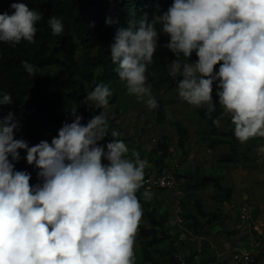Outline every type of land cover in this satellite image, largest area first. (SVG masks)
I'll return each mask as SVG.
<instances>
[{
    "label": "clouds",
    "instance_id": "1",
    "mask_svg": "<svg viewBox=\"0 0 264 264\" xmlns=\"http://www.w3.org/2000/svg\"><path fill=\"white\" fill-rule=\"evenodd\" d=\"M11 8L12 14H0V42L12 47L22 40L33 43L43 14L25 3ZM129 13L128 27L118 28L110 45L114 70L129 95L149 109L158 107L147 73L163 34L169 37L165 47L176 57L167 67L173 79L180 78L179 98L197 108L206 106L216 126L230 118L242 144L264 137V0H174L151 20L147 14L138 19L132 9ZM47 23L53 36L63 34L61 19L52 16ZM22 67L33 76L39 71L27 61ZM216 81L222 112L213 119ZM112 95L107 84H96L82 103L101 113L83 124L73 110L72 122L63 123L51 143L30 146L16 138L22 124L13 112L0 118V264H136L135 238L143 215L137 192L150 165L136 150L129 158L119 131H111L106 145L99 143L109 136L104 110ZM12 102L10 93L0 94V105ZM21 150L37 170L35 185L29 172L15 169ZM177 183L176 176L168 190L176 192ZM143 196L151 198L148 191ZM239 220L256 232L251 243L256 239L261 245L263 234L255 227L263 224ZM186 236L182 232L180 239ZM231 250L232 257L236 249ZM250 251L255 256L259 250L253 245Z\"/></svg>",
    "mask_w": 264,
    "mask_h": 264
},
{
    "label": "trees",
    "instance_id": "2",
    "mask_svg": "<svg viewBox=\"0 0 264 264\" xmlns=\"http://www.w3.org/2000/svg\"><path fill=\"white\" fill-rule=\"evenodd\" d=\"M174 0H0V14H12V3H25L29 8L41 12L43 19L36 24L37 33L33 43L22 40L18 45L12 47L8 43L0 42V94L10 93L13 102L10 105H0V118L7 115L9 111L13 112L22 124L19 131L22 138L25 139L30 146L38 144L41 140H50L46 138L45 133L52 127L60 129L63 123L72 122V111L76 110V114L83 117L82 123L87 122L95 115L101 113V109H90L82 101L86 98L88 92L94 89L96 84H107L110 89L113 88V95L121 96L116 89L121 87L122 81L119 79L117 72L114 70L117 66L111 62L110 45L114 42V34L118 28H127V21L130 18L129 10L135 11L137 18L147 14L149 20L155 19L157 15L172 5ZM56 16L62 20L64 24V32L61 36H53L47 20ZM111 18L113 23L106 24V20ZM72 40L78 48L77 57L63 56L61 48L68 41ZM169 37L161 34L158 41V48L154 54V62L148 67V84L157 91L161 89H172L177 87L178 79H173L168 74L167 65L169 61L174 60L175 55L168 50L165 45L168 43ZM197 59L193 53L191 60ZM22 61L38 67L39 71L35 76L29 75L22 67ZM48 66L56 68H64L61 72L56 70H45ZM219 70V65L216 66ZM155 73V75H153ZM216 84L213 86V89ZM115 101V98H112ZM123 103V102H122ZM124 104V103H123ZM121 105L116 108L119 111ZM206 108L199 109L200 116L205 119L210 130L214 134L213 141L222 144L229 143L230 149L226 154L222 163L225 168H232L237 163L235 158L240 157L241 147L239 141L234 136V126L228 117L226 122L230 127L221 131L219 127L213 124L212 119L206 115ZM159 121L165 118L162 113V107L158 108ZM222 108L217 105L216 111L213 113V119L220 116ZM221 120V121H222ZM173 127L175 128L178 138L179 153L177 156L183 155L185 150L186 138L188 136V126L180 120L171 117ZM147 128V122L142 126V131ZM16 133V137L17 134ZM261 139V137H255ZM171 137L163 136L162 142L157 144V148L151 152V158L155 160V171H146L144 179L151 174L161 173L169 164V159L173 158L171 149ZM160 151V152H159ZM21 159L15 162V169L27 171L31 174L30 183L35 185L39 183L37 179V170L34 166H30L26 162V153L20 151ZM186 156V155H185ZM250 159L251 157L245 156ZM167 158V159H166ZM105 164L107 161H103ZM172 167V166H170ZM179 168L176 166L175 169ZM197 171H184L182 174V185L186 183L199 186L211 183L215 192L213 195L221 204H230L233 188L224 182L226 173L214 175L213 172L202 174L200 165L196 166ZM176 174L178 178V170L176 172L168 169ZM196 175L201 176L197 178ZM159 191H166L168 187L154 188ZM147 191L145 185L137 192L142 207L146 208V213L150 223H139L138 233L135 240H142L151 246L154 251L144 248L143 259L136 264H180L184 259L189 264L194 261V256L198 253L204 254L205 249L201 252L194 248L192 242L201 237H206L210 232V227H215L217 231L226 232L232 238L229 229L225 228L227 223H231L234 219L238 221L241 217L242 207L245 205L247 213L255 215L252 205L244 204L235 208V212L230 216L228 212L222 210L216 205L215 209L207 210L204 206L202 198L195 192L181 190L179 193V204L183 209L180 211L185 218L182 222V228L178 224H170L172 216L171 211H162L156 206L150 205V200L145 199L143 193ZM169 191V190H168ZM175 193V192H174ZM158 195L151 196V199L157 200ZM194 205L191 206V203ZM181 222V223H182ZM221 223L222 226L219 225ZM225 224V225H224ZM214 231V230H213ZM186 233V237L180 239L181 233ZM253 234L256 232L253 230ZM191 239V240H190ZM181 242L183 245L191 247L184 251L177 244ZM163 243L169 244V256L161 259L160 254L163 252ZM189 252L191 254H188ZM179 254V255H178ZM261 259V253L258 252L254 256L253 264ZM233 258L230 256L228 261H222L221 255L206 256L202 264H228Z\"/></svg>",
    "mask_w": 264,
    "mask_h": 264
},
{
    "label": "rangeland",
    "instance_id": "3",
    "mask_svg": "<svg viewBox=\"0 0 264 264\" xmlns=\"http://www.w3.org/2000/svg\"><path fill=\"white\" fill-rule=\"evenodd\" d=\"M61 52L63 56H73L77 57L78 54V48L75 46V43L72 42V40L68 41V43L61 48ZM172 61H169L171 63ZM52 68V69H51ZM56 70L63 71L64 68H56L55 66H48L45 68V70ZM122 83H124L122 81ZM148 83V82H147ZM218 84V81L214 82V85ZM123 90L121 91V87L116 89V92H120L121 96H115L112 95L109 98V107L104 110L105 115L108 119L109 123V136H106L105 139L101 142H99L102 145H106V143L110 142L112 137L110 136L112 130L119 131L121 133V136L119 139H122L128 148L130 149L129 152V158H131V151L136 150L140 153V156L142 159H146L150 165V167H147L145 169V172L155 171L156 162L154 159L151 158V152L153 149L157 148V144L162 142L163 136H170L171 137V149H172V157L171 159L168 158L169 164L165 169L170 168L172 169L175 164H178L179 168L172 169V170H178V185L176 186L175 191L181 192L183 190L186 192L187 190L193 191L196 193V195L200 196L204 203V206L208 209H215L216 205H218L220 202L211 195L215 192L214 187L211 183L208 184H202L199 186H194L191 184L186 183L184 186L181 184L183 181L182 174L184 171H197L196 166L200 165L199 171L203 174L211 173L213 172L214 175L222 174L227 172V175H224V182L229 184L230 186L232 184L243 186L246 184L245 178L247 175L246 171H241L239 167H232L229 170L225 169V165L222 163L224 158H226V154L230 149L229 143L222 144L217 141H213L214 134L210 130L209 123L203 119L200 116V113L198 112L199 109L194 106L189 105L187 102L183 101L179 98L177 87L172 89H161L157 91L156 89L152 88V95L155 97L158 103V107L155 109H149L147 105L143 101H138L137 98L134 95H129L127 93V89L125 87V83L123 84ZM113 91V88H111ZM218 91L217 86L213 89V103L217 106L219 105V97L216 95V92ZM112 98H115V101H112ZM124 104H123V103ZM118 104L121 105V108H119V111L116 110L118 107ZM162 107V113H164L165 118L161 121H159V112L158 108ZM206 108V106H204ZM102 111V109H101ZM168 113H171L172 118H176L177 120H180L183 124H186L188 126V136L186 138V144H185V150L183 152V155L177 156V153H179L178 148V134L173 127L174 122L172 123L171 119L168 117ZM147 122V128H145L142 131V126ZM225 120H222L220 122L219 131L218 134L221 133V131L226 130L230 125H228ZM232 125V124H231ZM58 130L54 127H52L48 132L45 133L46 138L48 140H52L53 137H55L58 134ZM17 139L22 138L21 133L19 132L17 134ZM252 138L247 143H240V147L244 150L243 154H246L248 152V149L255 147L249 146L251 145V142L255 143L256 146V153H257V160H245L242 156L240 159L235 158V162L237 161L239 164L241 162L245 164H252V168L256 170L255 176H261L264 175V137H261V139ZM160 152V151H159ZM250 155L251 152H248ZM186 155V156H185ZM167 159V158H166ZM172 166V167H170ZM253 170V172H254ZM261 173V174H260ZM253 175V173H252ZM239 176V177H238ZM197 178H201V176L196 175ZM264 181V180H263ZM260 185H264V183L260 182ZM147 191L150 193V196L155 197V194L158 195L157 200L149 199L151 206H156L160 210H170L172 213L170 224L177 223V220L179 218L185 219L180 211L183 209L181 208L179 204V193H174L173 191H159L147 188ZM244 191L241 188H233V199H235L239 205H241L243 202H246L249 205L256 204L260 205L263 204L264 200V191L260 194L261 199H256V190L252 186V184H247L244 187ZM194 205V202L191 203V206ZM143 208V215L140 223L143 224H149L150 220L146 213V208ZM255 208L259 211V207L255 206ZM255 216V215H254ZM257 218V216H256ZM255 220V217H254ZM263 224V223H262ZM182 225H184V222L179 223L177 226L179 228H182ZM264 225V224H263ZM196 241H200V238ZM169 244L163 243V252L160 254L161 259H166L169 256ZM144 248L149 249L150 251H154V249L151 246H148L145 241L142 240H135V254H136V262L140 263V261L143 259V253ZM257 250L259 247H256ZM232 250H230L231 252ZM257 253V251H256Z\"/></svg>",
    "mask_w": 264,
    "mask_h": 264
},
{
    "label": "crops",
    "instance_id": "4",
    "mask_svg": "<svg viewBox=\"0 0 264 264\" xmlns=\"http://www.w3.org/2000/svg\"><path fill=\"white\" fill-rule=\"evenodd\" d=\"M256 142V141H255ZM255 143L251 142V145L249 146H254L255 149L250 148L248 149V152H251V154L249 155L248 152L246 154L244 153V150L241 148V152H240V157L242 156L245 160L250 161L251 159L246 158L245 156L251 157L253 160H257L255 158H257V153H256V146L254 145ZM239 157V159H240ZM239 167L241 169V171H246L247 175L245 178V182L246 184L243 186H238L235 184H232V188H241L243 191L245 190L244 187L247 184H252V186L255 188L256 190V199L255 200H260V194L262 193V191H264V185H260V182L264 183V175L261 176H255V172L256 170H254L252 168V164H245L243 162H241L240 164L237 162L235 163L232 167ZM226 169H230V168H226ZM254 170V172H253ZM227 175V172H225ZM253 173V175H252ZM261 174V173H260ZM239 177V176H238ZM234 191V190H233ZM233 194V193H232ZM203 199V198H202ZM246 204V202L244 203ZM263 204H264V200H263ZM221 204H219L218 206L220 207ZM239 206V203L233 199V195L231 196V202L230 204H226V205H221L222 210H224L225 212H228L230 214V216H236L233 215L232 212H235V208ZM255 206L259 207V211L255 208ZM206 208V207H205ZM252 208L255 210V222L258 223H263L264 224V206L262 204L260 205H256L253 204ZM207 210H212V209H208ZM257 216V218H256ZM220 226L221 223H219ZM225 225V224H224ZM226 229H229L230 234L232 235V238L227 235V231L226 232H221L222 230L217 231L215 227H210L209 230V234L206 237H201L199 244L198 241L192 242L193 244H189V245H193L194 248L197 247V250L199 252H201V249H205V253L201 254L198 253L194 256V261H192V264H202L203 259L206 256H210V255H221V259L222 261H228L231 253L230 250L234 247V250L236 249L237 245H241L242 248H247V249H252L253 245L251 243V237H252V229L251 227L246 223V222H242L240 220L236 221L235 219L231 222V223H227L225 225ZM214 230V231H213ZM260 239H261V245L259 246V251L261 253V259L257 261V264H264V235H260ZM182 244L179 245V247L182 248ZM187 247L190 249L191 247L187 246V245H183L184 251L188 250ZM257 251V253L259 252ZM188 254H191L189 252H186ZM232 262H229L228 264H231Z\"/></svg>",
    "mask_w": 264,
    "mask_h": 264
},
{
    "label": "built area",
    "instance_id": "5",
    "mask_svg": "<svg viewBox=\"0 0 264 264\" xmlns=\"http://www.w3.org/2000/svg\"><path fill=\"white\" fill-rule=\"evenodd\" d=\"M176 182V176L172 171L168 169L163 170L159 174H151L150 176L144 179V185L147 188H154V187H172ZM248 208L244 205L241 210V219L251 223L253 221L252 214L247 213ZM258 233L264 235V225L255 227ZM252 245L255 247L260 246V241L254 239L252 241ZM232 263L231 264H251L254 261V256L252 255L250 250H245L238 245L236 247V251L232 255ZM180 264H187L184 260L180 261Z\"/></svg>",
    "mask_w": 264,
    "mask_h": 264
}]
</instances>
